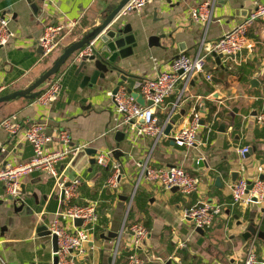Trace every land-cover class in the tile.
<instances>
[{"label": "crops", "instance_id": "1", "mask_svg": "<svg viewBox=\"0 0 264 264\" xmlns=\"http://www.w3.org/2000/svg\"><path fill=\"white\" fill-rule=\"evenodd\" d=\"M204 1L156 0L141 14L119 18L124 25L130 24L133 31L143 34L141 48L118 63L129 80L155 78L175 58L195 57L204 39L207 43L219 40L243 21L255 4L264 3L217 0L207 29L189 17V9ZM118 2L0 0V20H8L9 29L15 34L8 46L0 48L3 94L28 88L67 46L98 26L106 9ZM68 22H76L75 29L64 37L54 54L45 57L37 43L44 26ZM154 37L158 38V45H150ZM249 38L256 43L253 52L244 51L235 58L220 57V64L211 57L206 68L210 80L201 75L188 87L179 85L162 106L155 108L161 122L172 125L170 134L164 133L159 141L140 137L130 127L120 126L123 119L108 96L115 85L106 89L81 86L79 54L71 57L57 75L61 93L52 106L42 107L38 98L0 105V124L12 115L24 126L29 121L44 124L52 138L47 145L49 150H60L58 134L68 132L73 146L86 144L96 151L93 156L81 151L59 163L57 178L43 172L23 178L16 199L7 195L5 184H0V264H53L52 240L40 236L38 230L43 226L49 228L64 207L58 179L67 184L80 180V197L76 202L96 204L100 216L90 241L72 254L75 264H130L128 256L132 253L142 264H243L252 245L258 260L264 262V210L258 206L246 210L233 207L230 191L240 180H264V126L257 120L264 114L263 22L251 29ZM95 42L93 49L97 53L102 45ZM212 78L224 85L216 84ZM252 80L258 83L252 86ZM196 107L204 111V125L193 148H180L172 136L188 124ZM118 132L125 134L121 141H117ZM244 149L249 152L242 156ZM100 153H109L113 166L120 168L115 190L107 186L112 170L92 163ZM33 158L32 145L23 136H12L0 126V168L26 164ZM146 160L154 168L183 167L200 178L198 192L184 195L179 190L166 191L145 179L139 181L138 165ZM200 204L221 209L202 233L183 217L186 210ZM131 224H141L149 231L135 252L133 235L128 229ZM251 224L256 226L257 233L246 240L243 235Z\"/></svg>", "mask_w": 264, "mask_h": 264}, {"label": "built area", "instance_id": "2", "mask_svg": "<svg viewBox=\"0 0 264 264\" xmlns=\"http://www.w3.org/2000/svg\"><path fill=\"white\" fill-rule=\"evenodd\" d=\"M47 2L51 0H46ZM156 0H130L121 11L120 17L133 13L141 14L148 5ZM217 0H206L189 9V17L195 23H201L208 29L212 22ZM264 23V3H257L250 14L230 31L225 33L219 40L207 43L205 39L201 43L200 51L195 57L181 55L169 64L166 70L158 73L155 78L143 79L135 82L133 92L142 95L146 102H152L151 107H143L128 94L125 88H121L116 95L112 92L108 96L116 105V113L122 117L120 126H128L140 137H152L159 141L164 136L167 123L164 124L157 117L155 108L162 106L177 90L179 85L188 87L195 76L204 75L206 80L210 76L206 73L209 59L213 56L235 58L244 51L253 52L256 43L250 40L249 33L257 24ZM76 22L67 24L44 26L38 45L45 57H50L59 48L64 37L71 33ZM15 34L9 29L6 19L0 20V48L8 46ZM95 41L85 47L78 54V60L95 54ZM4 89L0 88V96ZM61 86L57 79H53L38 97V103L45 108L52 106L59 100ZM204 111L196 107L189 122L181 130L172 136L173 142L180 148H193L197 134L201 128V119ZM258 124L264 126V114L258 118ZM1 128L12 136H23L32 145L34 158L31 162L16 166L0 168V184H5L9 197L16 199L20 196V182L36 172H43L57 178L56 166L70 156L84 151L88 145L73 146L68 132H60L58 141L62 145L60 150H49L47 145L52 142L46 133V127L41 122L29 121L22 124L15 115L5 118ZM249 149L242 150L245 156ZM97 164L102 168H110L112 174L107 186L115 190L118 188L120 179L119 166H113L109 153H100L96 158ZM139 181L145 179L151 183H157L166 191L178 189L184 195H192L198 192L201 180L189 174L183 167L154 168L149 160L138 165ZM81 181L75 180L69 183L58 179V191L64 194L62 202L64 207L59 210L49 226L52 236L58 238V252L56 253L58 264H75L74 252L82 250L83 246L90 241L93 231L99 223V213L96 204L80 205L76 202L80 197ZM251 186V189L249 187ZM232 206L239 209H249L258 206L264 210V180L255 181L240 180L230 188ZM133 200V198H132ZM256 200V202L254 201ZM221 209L210 204H200L184 212V219L191 220L197 229L206 230L220 214ZM83 220L82 227L75 226V220ZM70 224V226L68 225ZM133 235V251L135 252L147 239L148 229L141 224H131L128 227ZM119 243L115 254L118 253ZM130 264H142L135 253L129 258ZM243 264H264L258 260L254 245L250 246Z\"/></svg>", "mask_w": 264, "mask_h": 264}, {"label": "water", "instance_id": "3", "mask_svg": "<svg viewBox=\"0 0 264 264\" xmlns=\"http://www.w3.org/2000/svg\"><path fill=\"white\" fill-rule=\"evenodd\" d=\"M129 1L130 0H120L117 4L109 6L103 14L104 17L102 16V18L98 21V26L93 28L90 32L84 33L78 41H75L67 46L52 66L28 88L1 95L0 105L13 102L17 99L33 100L38 98L54 77L60 73L61 69L66 65L71 57L78 54L92 42L98 40L101 43L102 48L93 56L85 57L79 65L78 76L81 77V86H99L106 89L109 85H115L112 93L113 95H116L122 86L127 85L129 87L127 88L128 94H130L139 105L143 107H151L153 105L152 102H146L142 95L133 92L135 81L129 80L128 76L124 74L118 66L120 61L125 60L133 55L136 50H139L143 41L142 32L133 31L130 24L124 25L123 22L119 21L118 17ZM157 41L158 38H151L150 45H158ZM41 52L43 53V51ZM214 57L216 58L217 63L220 64V57ZM195 80H200V76H195L193 81ZM212 81L216 84L224 85V82L221 80L212 78ZM256 83H258L256 80L251 81L252 86ZM228 120L231 121L232 118H229ZM201 125H204V121L201 122ZM223 127L224 126H222V128ZM171 130L172 125H168L165 134L169 135ZM124 138V133H117V141H121ZM84 152L90 156L96 155L95 150L88 148L85 149ZM92 163H96V160H92ZM236 177H238V174H233L234 180H236ZM261 179L263 180V177ZM249 189H251V186ZM63 196L64 194L62 193V198ZM254 201L256 202V200ZM250 220L251 223H253L254 217L251 216ZM83 223V220H75L76 227H82ZM197 231L199 233L204 232L201 229H198ZM38 233L42 237L51 238L53 247V264H58L59 258L56 254L58 252V238L56 236H52L49 229L45 226L40 227ZM256 233V226L251 224L247 228L243 237L248 240L252 236L256 235Z\"/></svg>", "mask_w": 264, "mask_h": 264}, {"label": "trees", "instance_id": "4", "mask_svg": "<svg viewBox=\"0 0 264 264\" xmlns=\"http://www.w3.org/2000/svg\"><path fill=\"white\" fill-rule=\"evenodd\" d=\"M54 79H57V76L54 77ZM4 95V94H3ZM112 174V173H111ZM81 205V204H80ZM131 254L128 256V260L130 258Z\"/></svg>", "mask_w": 264, "mask_h": 264}]
</instances>
